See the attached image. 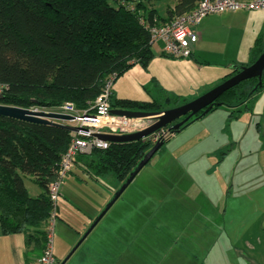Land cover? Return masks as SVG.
I'll use <instances>...</instances> for the list:
<instances>
[{
  "label": "rangeland",
  "instance_id": "374dc122",
  "mask_svg": "<svg viewBox=\"0 0 264 264\" xmlns=\"http://www.w3.org/2000/svg\"><path fill=\"white\" fill-rule=\"evenodd\" d=\"M144 1L166 17L177 0ZM239 14L208 15L233 27H221L227 45L214 47L211 63L167 56L159 41L147 67L136 63L114 80L113 100L155 101L167 110L222 83L217 79L234 68V58L247 62L264 22V14ZM243 29L241 43L236 35ZM248 105L232 116L228 108L209 112L170 136L65 264H82L99 248L107 251L106 264H264V88ZM169 167L176 171L165 172ZM77 174L61 181L51 233L58 263L84 234V222L120 187L112 175ZM25 183L34 195L39 187L29 178Z\"/></svg>",
  "mask_w": 264,
  "mask_h": 264
},
{
  "label": "trees",
  "instance_id": "16d2710c",
  "mask_svg": "<svg viewBox=\"0 0 264 264\" xmlns=\"http://www.w3.org/2000/svg\"><path fill=\"white\" fill-rule=\"evenodd\" d=\"M199 1L178 0L162 18L144 0H0V104L56 108L71 102L89 108L110 76L118 78L136 63L148 66L153 51L142 18L167 21ZM263 49L259 36L248 65ZM237 72L238 66L224 80ZM263 88L264 72L261 80L251 78L226 90L208 112H199L180 130L220 106L239 108L231 115L250 109V100ZM112 107L164 110L155 101L113 98ZM180 130H169L164 144ZM70 141L71 132L64 128L0 116V230L24 233L26 244L39 255L49 235V185ZM153 145L148 139L110 143L78 161L98 177L112 175L121 185ZM28 178L42 190L39 195L29 193Z\"/></svg>",
  "mask_w": 264,
  "mask_h": 264
},
{
  "label": "built area",
  "instance_id": "2783aa9c",
  "mask_svg": "<svg viewBox=\"0 0 264 264\" xmlns=\"http://www.w3.org/2000/svg\"><path fill=\"white\" fill-rule=\"evenodd\" d=\"M252 10L264 12V0H200L191 11L177 15L167 21L154 17L153 21L144 18L141 23L150 33V42L161 41L163 53L177 59H188L192 56L195 44L199 39L197 26L211 14H221L237 10ZM116 79L110 76L102 91L87 109H79L73 103L66 102L56 108L32 106L34 111H56L72 116L66 122L76 128L71 132L68 149L62 155L58 167L57 178L49 185L48 196L51 202L49 218V235L39 264H55L56 259L52 244V227L57 217V202L61 194V181L74 169L78 158L90 155L95 149H106L110 142L99 137L100 134L123 135L142 131L150 125V118H129L112 113V86ZM2 88H0V93ZM168 136L166 128L160 129L146 139L155 144Z\"/></svg>",
  "mask_w": 264,
  "mask_h": 264
},
{
  "label": "water",
  "instance_id": "95a60500",
  "mask_svg": "<svg viewBox=\"0 0 264 264\" xmlns=\"http://www.w3.org/2000/svg\"><path fill=\"white\" fill-rule=\"evenodd\" d=\"M264 72V49L260 56L255 62L248 66H238V72L233 76L229 77L210 91L204 93L203 95L197 97L196 99L161 112L156 111H134L127 109H113L112 113L120 116H126L129 118H150V125L139 132L115 135V134H100L99 137L109 141L110 143H127L133 141L145 140L148 136L154 132L167 128V130L178 131L183 127L189 120L203 111L208 112L211 107H213L216 100L228 89L238 85L240 82L251 79L258 78L261 80ZM259 83H261L259 81ZM0 116L10 119H15L28 123H38L52 125L60 128H64L70 132L75 131L76 128L66 122L72 120V116L56 112V111H34L29 108L9 106L0 104ZM184 117L181 121L174 123L179 118ZM165 139L157 141L149 151L141 159L137 167L130 173L128 178L120 185L116 190L113 197L107 203V205L102 209L98 216L93 220L91 225L86 229L82 237L79 239L77 244L73 247L72 251L67 257L60 263L65 264L69 257L77 250V248L82 244V242L87 238L95 226L100 222L108 210L113 206V204L119 199L127 187L133 182L138 173L143 169L145 165L151 160V158L157 153V151L164 144Z\"/></svg>",
  "mask_w": 264,
  "mask_h": 264
},
{
  "label": "crops",
  "instance_id": "0c3cea01",
  "mask_svg": "<svg viewBox=\"0 0 264 264\" xmlns=\"http://www.w3.org/2000/svg\"><path fill=\"white\" fill-rule=\"evenodd\" d=\"M177 1H175V3H173L172 6L167 8V11L170 9H173L174 6L176 5ZM150 4H152V3L150 2L148 5L146 4L147 8L155 10L156 14L158 16L164 18V16L161 15L156 10V8L154 6L149 7ZM251 12L252 11H246L245 10V11H243V14H239L237 11H235V12L230 11V12L221 13L222 14L221 16H224V17H222V20H225V19L234 18L236 16L238 17L237 14H239V17L242 15L248 16V17H250V16L251 17L252 16L261 17V15L264 14V12H261V11H254L255 13H251ZM215 17L216 16H208V17L204 18L201 21V23L197 26V31L199 33V39H198L197 43L195 44L193 54L190 57V58H193L195 61H198L196 57L203 58V60L206 62V64H209L211 62L208 59H210V56H213L212 53H214V51H213L214 47L218 46L217 44L222 45V46L227 45L226 38L228 37V34H226L227 36L224 35L221 31V27H225L228 29H233V27L232 26H229V27L225 26L224 22H219L220 24H218ZM259 25L257 26L258 28H256V30H255L256 32H254L255 39L253 41V44L249 47V50H248L247 62L246 63L237 62L238 59L234 58L232 60V61H234L233 62L234 68L232 70H234L236 66H248V64L250 62L251 48L259 36H262L263 45H264V22L262 24H259ZM237 34H238V36L236 34L235 35H236V37H238L239 42H241V43H243V41L245 42V37H246L245 29H243L242 32H237ZM231 37H232V35L230 33V38ZM162 51L160 52L161 54H163ZM216 56H219V55L217 54ZM225 56H227V55H225ZM231 71H229L227 74H225L221 78H218L217 81H219L220 79H223L222 81H225L224 80L225 77L228 74H230ZM220 108L230 109L229 116H232L231 114L233 111H236L239 109V108H230L227 106H220L218 109H220ZM218 109H216V110H218ZM262 127H263V125L261 123H258V128H262ZM175 171H176V168L169 167L165 172L171 173V172H175ZM76 173H78V174L82 173V174L86 175V174L90 173V168L87 167V165L85 164L84 161L80 160L77 162L74 169L66 177H70V175H75ZM78 174H77V176H79ZM73 189H76V188H73ZM41 192H42V190L40 188H38L35 191L34 195H32V196H37ZM109 199H111V198H108L107 201H110ZM103 203L104 204L100 205L93 212V214L89 216L88 222H84V227H86V229L91 225L93 220L98 216V214L104 208L106 201H104ZM105 252H107V251H105L104 248H102V251H101V248H99V250L95 251L94 254H91L88 252L87 257L84 259V261H82V264H106L104 262V259H106V258H104ZM41 255H39L37 252H35L32 245L26 244V235L24 233L4 234L0 230V264H39L38 259ZM54 255H55V253H54ZM55 259H56L55 264H57L59 261L57 262L56 256H55ZM60 263H58V264H60ZM112 264H114V263H112Z\"/></svg>",
  "mask_w": 264,
  "mask_h": 264
},
{
  "label": "flooded vegetation",
  "instance_id": "af4514ba",
  "mask_svg": "<svg viewBox=\"0 0 264 264\" xmlns=\"http://www.w3.org/2000/svg\"><path fill=\"white\" fill-rule=\"evenodd\" d=\"M183 118H184V117L179 118L178 120H176L175 122H173V124H174V123H177V122H179V121H181ZM189 121H190V120H189Z\"/></svg>",
  "mask_w": 264,
  "mask_h": 264
}]
</instances>
